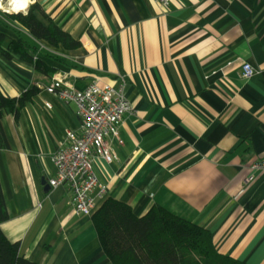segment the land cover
Returning <instances> with one entry per match:
<instances>
[{
    "label": "crops",
    "instance_id": "0c3cea01",
    "mask_svg": "<svg viewBox=\"0 0 264 264\" xmlns=\"http://www.w3.org/2000/svg\"><path fill=\"white\" fill-rule=\"evenodd\" d=\"M21 1L22 12L41 5L79 46L37 42L51 76L0 55L1 93L38 90L18 119H2L10 148L0 149V181L10 217L1 227L20 254L42 264H113L93 217L75 212L67 186L48 184L52 155L81 119L74 102L45 87L54 76L79 89L126 77L133 109L120 126V160H93L107 196L137 216L161 204L209 229L220 253L264 264V169L253 168L264 160V0ZM9 4L0 0L4 20ZM0 31L18 37L1 23ZM245 61L255 68L249 78Z\"/></svg>",
    "mask_w": 264,
    "mask_h": 264
},
{
    "label": "trees",
    "instance_id": "16d2710c",
    "mask_svg": "<svg viewBox=\"0 0 264 264\" xmlns=\"http://www.w3.org/2000/svg\"><path fill=\"white\" fill-rule=\"evenodd\" d=\"M35 11L41 12L47 23ZM1 13L5 20L0 17V23L13 29L18 37L10 38L0 31V55L35 63L37 73L51 76L55 72L38 56L37 42L67 49L79 46V41L39 4L32 5L27 12L3 10ZM46 56L66 62L63 57L48 53ZM37 91L33 88L18 97H7L0 92V149L10 148L2 119L9 114L18 119ZM9 217L0 181V264H42L22 256L19 241L7 239L1 225ZM92 217L103 249L113 264H249L217 251L209 229L161 204H154L137 216L130 204L108 197Z\"/></svg>",
    "mask_w": 264,
    "mask_h": 264
},
{
    "label": "built area",
    "instance_id": "2783aa9c",
    "mask_svg": "<svg viewBox=\"0 0 264 264\" xmlns=\"http://www.w3.org/2000/svg\"><path fill=\"white\" fill-rule=\"evenodd\" d=\"M157 1L167 7L174 0ZM83 48L86 52L92 51L90 44ZM242 67L245 78L255 73L254 66L247 61ZM128 88L126 77L117 84L100 85L93 81L79 89L61 76L52 77L45 87L66 102H74L81 119L80 129L67 131L68 143L52 155L54 172L47 180L51 188L67 186L70 189L78 214L93 216L108 198V187L100 181L93 160L95 157L107 163L120 160L115 148L123 143L120 126L125 114L133 109ZM253 168L264 169V160L255 162Z\"/></svg>",
    "mask_w": 264,
    "mask_h": 264
},
{
    "label": "bare ground",
    "instance_id": "6f19581e",
    "mask_svg": "<svg viewBox=\"0 0 264 264\" xmlns=\"http://www.w3.org/2000/svg\"><path fill=\"white\" fill-rule=\"evenodd\" d=\"M9 5L13 11H22L23 9H26V6L21 0H10Z\"/></svg>",
    "mask_w": 264,
    "mask_h": 264
},
{
    "label": "water",
    "instance_id": "95a60500",
    "mask_svg": "<svg viewBox=\"0 0 264 264\" xmlns=\"http://www.w3.org/2000/svg\"><path fill=\"white\" fill-rule=\"evenodd\" d=\"M6 11H13V10H9V9H7ZM16 12H18V11H16Z\"/></svg>",
    "mask_w": 264,
    "mask_h": 264
}]
</instances>
